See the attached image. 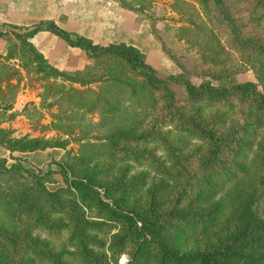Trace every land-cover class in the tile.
I'll use <instances>...</instances> for the list:
<instances>
[{"label":"rangeland","instance_id":"rangeland-1","mask_svg":"<svg viewBox=\"0 0 264 264\" xmlns=\"http://www.w3.org/2000/svg\"><path fill=\"white\" fill-rule=\"evenodd\" d=\"M222 1L243 36L264 39L263 0ZM40 13L45 17L2 30L24 33L38 22L52 21L71 39L81 36L92 43L128 45L155 78L167 83L163 91L152 89L118 58H91L43 30L28 41L62 74L53 77L54 72L46 69L48 75L42 77L33 69L25 71L18 49L4 62L0 137L4 144L21 137L39 142L24 151L0 145V165L9 170L0 172V190L17 205L26 204L22 214H11L0 198V226L10 237L0 240V264H89L82 261L83 228L97 264H125L134 240L129 238L120 249L110 248L122 223L108 208L144 210L153 201L158 212L177 206L200 214L210 207L200 200L205 181H214L234 162L241 163L244 171L214 194L222 198L224 219L204 233L199 225L185 224L173 245L187 251L208 249L229 234L232 211L225 207L233 185L255 215L264 219V192L257 196L256 183L264 164L252 160L253 151L264 147V121L253 105L232 92L234 84L250 81L264 94V55L233 46L209 2L55 0ZM187 84L194 98L188 95ZM208 84L227 95L210 97ZM167 90L172 93L169 107L163 96ZM176 114L195 117L219 136L227 134V148L214 170L200 171L208 145ZM237 141L245 143L241 152ZM29 171L47 172L39 181L51 194L48 200L32 201L39 182L27 185ZM87 177L100 206L69 187L74 179ZM74 228L79 232L70 237ZM35 246L42 258L31 255Z\"/></svg>","mask_w":264,"mask_h":264},{"label":"trees","instance_id":"trees-1","mask_svg":"<svg viewBox=\"0 0 264 264\" xmlns=\"http://www.w3.org/2000/svg\"><path fill=\"white\" fill-rule=\"evenodd\" d=\"M202 1H204V3H210V6L216 13L214 18L222 25V28L233 46H238L240 49H253L257 54L264 55V39L257 40L249 36H243L233 16H231L229 10L226 9L222 0ZM42 30L54 33L71 47L75 46L83 49L91 58H118L132 73L140 76L148 87L164 90L162 85L167 83V81L155 78L153 72L143 63L139 54L133 47L124 44L92 43L87 38L81 36L71 39L65 31L58 28L52 21L38 22L37 25L24 33L0 31V36L5 39L4 60L6 61L13 58L18 49V56L20 58L24 57L21 68L25 71H27L28 68L33 69L35 72L41 73L40 76L42 77L48 75L46 69L54 72L52 73L53 77L57 74H62L60 71L51 67L40 52L28 41V38L34 33ZM4 65L3 62L0 63V67ZM1 78L0 75V80H2ZM169 78V80L173 79L171 76H169ZM72 80L77 81L75 79ZM81 82L82 81H80V83ZM234 85L235 87L232 89V92L253 105L255 110L259 113L258 119L260 118L261 122L264 121V94L257 87L256 83L249 81ZM185 87L188 91V95L194 98L196 94L191 86L187 84ZM207 92L210 94V97L220 98L223 95H227L219 91L218 86L210 84H208ZM163 96L166 103L165 105H167L168 102L169 107V101L172 97L171 91L167 90ZM167 110H169L168 113L170 115H173L170 109ZM107 114L109 115V113ZM175 116L176 119L179 120L182 118L180 121L187 124L190 131L197 137L203 139L208 145L200 161V171L204 173L208 170H214L217 160L222 157L223 151L227 148V134L217 135L214 130L207 128L204 123L196 120L195 117L184 119L180 114H176ZM250 133L253 134V129ZM38 142L39 141L33 138L21 137V139H14L4 144L0 137V145L10 150H32L36 148L35 146ZM236 145V149L239 148L238 151L241 152V147L244 146L245 143L237 141ZM252 160L258 165L264 164V147H260L259 151H253ZM243 167L241 163L234 162L226 168L224 174L220 177H216L214 181H205L204 184L206 187L203 190V195L200 200L204 204H210V207L200 214L190 213L186 207L177 206H172L164 211L158 212L154 209V206L151 205L153 201H150L144 210L130 209L129 211H115L108 208L111 216L122 223L118 233L112 235L110 239V248L120 249V246L130 241L129 238L134 240L131 242L130 251L127 252L129 259L125 264H264V219L255 215V211L250 208V202L243 198L242 193L236 185H233L232 188L229 189L228 194L230 199H228L227 206L225 207L232 211L228 217V219L230 218L228 221L231 225L229 234L223 235L221 239L215 241L214 245L210 246L208 249L187 251L185 249L180 250L176 245H173L175 234L179 232L180 229H183L182 226L185 224L188 226L199 225L201 232L204 233L208 228L214 227L221 218L224 219V213L220 215L223 210L221 203L222 198L214 197V194L228 180H234L238 172L244 171ZM8 171V168L4 167L3 164L0 165V172L2 174H6ZM39 172L35 173L34 171H29V177L27 176V185H30L34 180L39 182L36 185V192L32 199L33 202H37L38 200L45 201V199L48 200L51 195L42 187V183L39 181L47 172ZM256 177V183L258 184L257 196L259 197L260 193L264 192V172ZM236 183H239V181L236 180ZM69 187L80 191L84 196H87L90 200L95 202V204L97 203L96 206L102 205L98 195H96L95 189L90 185L88 177L84 179V181L82 179H74L69 184ZM52 195L53 198L54 193ZM0 198L7 202L11 214L23 213L26 206L25 202L24 206H19L13 202L15 198L11 197L10 194L3 193L1 190ZM185 218L189 219L183 220ZM85 226L88 225H80V227ZM83 231L84 228L81 231L83 239L79 234V241L82 243L81 251L84 254L82 261L89 264H97V256L89 250V242L87 237L84 236ZM78 232V228H74L70 232V237L77 235ZM6 233L5 228L0 226L1 241L10 239ZM243 237L247 238L244 242L241 241ZM35 249L36 246L34 249H30L31 255L42 258L39 256V251H35ZM146 253L151 254V256Z\"/></svg>","mask_w":264,"mask_h":264},{"label":"crops","instance_id":"crops-1","mask_svg":"<svg viewBox=\"0 0 264 264\" xmlns=\"http://www.w3.org/2000/svg\"><path fill=\"white\" fill-rule=\"evenodd\" d=\"M55 0H0V31L7 25L21 26L44 18L48 3ZM5 39L0 36V63L4 60Z\"/></svg>","mask_w":264,"mask_h":264}]
</instances>
